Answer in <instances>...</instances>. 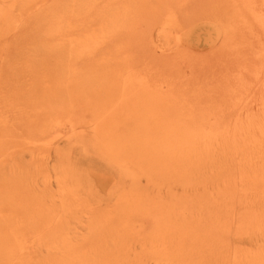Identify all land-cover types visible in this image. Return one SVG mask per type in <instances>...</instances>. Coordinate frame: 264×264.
Masks as SVG:
<instances>
[{
    "label": "rangeland",
    "instance_id": "obj_1",
    "mask_svg": "<svg viewBox=\"0 0 264 264\" xmlns=\"http://www.w3.org/2000/svg\"><path fill=\"white\" fill-rule=\"evenodd\" d=\"M0 264H264V0H0Z\"/></svg>",
    "mask_w": 264,
    "mask_h": 264
},
{
    "label": "bare ground",
    "instance_id": "obj_2",
    "mask_svg": "<svg viewBox=\"0 0 264 264\" xmlns=\"http://www.w3.org/2000/svg\"><path fill=\"white\" fill-rule=\"evenodd\" d=\"M52 1V0H51ZM54 5V1L52 2L51 6L52 7H45V8H42V9H38V10H35L33 11V18L36 19L37 23H38V28H40L42 31H44V34H48V31L52 28V29H57L56 30V33H58V35L61 33V30H62V25L61 23H63V19L62 17L59 15L61 12V10H57L55 7H53ZM60 6V5H59ZM40 8V7H39ZM54 9L53 12H48L46 14H42L44 10H50V9ZM57 10V11H56ZM28 12V11H26ZM46 12V11H44ZM51 13V14H50ZM26 14V13H25ZM38 14H41L40 16H36ZM27 17H29V15L26 14ZM51 16V18H50ZM26 17V18H27ZM70 23V22H69ZM54 24V25H53ZM64 25V24H63ZM66 25V24H65ZM68 25V24H67ZM66 25V26H67ZM54 26H57L56 28H54ZM66 28V27H65ZM43 33V32H42ZM50 33V32H49ZM45 36V35H44ZM51 37V36H50ZM49 37V38H50ZM41 38V37H40ZM46 38V37H45ZM45 38H43V40H45ZM59 38V37H58ZM52 40V38H51ZM57 40V39H56ZM30 42V41H29ZM31 44H32V41H31ZM44 44V43H43ZM45 46V45H44ZM43 48V47H42ZM185 133V132H184ZM179 134H178V138H179ZM177 138V140H178ZM181 138V137H180ZM188 138V137H187ZM181 140V139H180ZM186 140V139H185ZM180 144V143H179ZM189 144V143H188ZM184 145V143H183ZM180 146H182V143L180 144Z\"/></svg>",
    "mask_w": 264,
    "mask_h": 264
}]
</instances>
